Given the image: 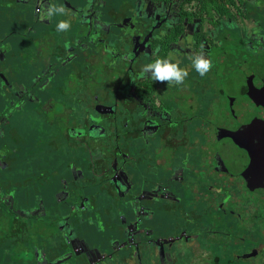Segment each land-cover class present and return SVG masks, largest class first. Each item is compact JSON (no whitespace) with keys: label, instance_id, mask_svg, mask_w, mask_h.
<instances>
[{"label":"flooded vegetation","instance_id":"flooded-vegetation-1","mask_svg":"<svg viewBox=\"0 0 264 264\" xmlns=\"http://www.w3.org/2000/svg\"><path fill=\"white\" fill-rule=\"evenodd\" d=\"M19 1L0 0V63L12 58L18 66L20 46L36 52L39 66H28L39 71L0 68V136H36L57 152L83 154L84 162L68 167L66 187L58 194L52 187L49 198L11 189L2 177L12 172V150L0 140V264H255L259 246L238 251L216 235L241 238L240 207L264 209V0H22L34 24L24 22ZM53 6L65 12L45 15ZM62 20L70 26L59 31ZM5 23L8 33L1 32ZM86 40L96 45L94 55ZM108 51L113 74L103 64L96 80L104 63L98 54ZM201 51L212 61L204 76L193 66ZM169 55L188 72L182 85L142 71ZM19 71L26 84L35 74L38 85H21ZM15 86L19 96L10 93ZM30 102L38 104V127L21 135L14 119ZM231 132L242 134L232 139ZM101 145L107 160L94 193L85 170L102 163L92 154ZM177 210L181 225L170 214ZM253 228L264 234V225ZM246 234L242 239L256 238ZM206 242L221 252L200 246ZM181 249L202 257L181 256Z\"/></svg>","mask_w":264,"mask_h":264},{"label":"rangeland","instance_id":"rangeland-1","mask_svg":"<svg viewBox=\"0 0 264 264\" xmlns=\"http://www.w3.org/2000/svg\"><path fill=\"white\" fill-rule=\"evenodd\" d=\"M19 7L22 8V11L20 13L21 17L23 18L24 22L26 23L27 20L30 21L31 24H34L33 20L30 19V10H31V4H28L27 2H22V0L19 1ZM23 28V27H21ZM85 46L88 50V55H94L95 51H96V45L93 44L92 42H88L87 40L85 41ZM18 48V51L20 52V56L22 57V61H20V68L22 67V65H25L26 68V72H36L39 71L38 67H29L28 65L31 62H38L37 66H39V61H37V57H36V52L35 51H28L25 48H21L20 46H16ZM21 51L25 52L24 55H22ZM49 53L47 52V55ZM98 56H101V58L103 59L104 63H100L97 68L95 69V73L100 71V75H98L96 77V80L99 79L100 76H103L102 71L103 69V64L106 65V70L105 72L107 73L108 76H112L113 74V60L115 59L113 56L110 55L109 51L107 53H105L104 55H102L101 53L98 54ZM218 58H224V56L218 55ZM12 58H9V60L6 61L5 63H0V68L2 69L3 67L8 66L9 64H11L10 66L18 69V66L15 65V61H11ZM47 61L48 59H43L40 62L43 64L47 65ZM11 62V63H10ZM29 67V68H28ZM35 75V74H34ZM33 75V77H34ZM32 77V78H33ZM32 78L29 81V84L24 83L22 80V73H20V71L17 74V77L15 78L17 81L20 82V84L22 85H26V86H30L31 88H34L38 85V81H31ZM108 86V82L105 83L103 85V89L107 88ZM50 88V87H48ZM0 89L3 90V84L0 81ZM10 93H13L17 96H19L20 91L18 90V87H10L9 88ZM38 109V104L37 103H33L30 102L25 110V113H22V115H18L17 118L14 119V125L17 128V132H20L21 135L26 134L28 135L30 132L29 130H33V128H37V121H38V116L35 117V110ZM12 109H10L11 111ZM27 111H29V113L27 114ZM50 120V119H49ZM11 133V131H9ZM191 136H194L195 134H190ZM197 137V142H201V138L199 136ZM14 135L12 134L10 137H6L5 135L0 136V140H2L6 145H9L11 150H12V158L11 160L7 159L6 162L9 165H12V172L9 174L7 173V168L6 169V175L2 177L3 179V183L5 185H7V187L11 188V189H16L17 187H22L23 189L25 188H31V189H36L38 190L40 193L46 194V196L49 198L50 194H52L49 189H51L52 187H54L57 192L55 194H58V192L63 191V188L66 187V181L64 180V177H70V171L68 170V167H70V170L72 168V163L74 162H81L83 161V154L79 155H75L71 152V155L69 153V150H62L61 152H57L55 150L52 149L51 146L48 145V143L46 144H39L40 141L36 139V136H31L28 139H21V140H15L13 141ZM46 142V140H43V142ZM203 141V138H202ZM106 145V144H105ZM113 150L112 153L114 151V147L115 144L113 143ZM102 149V145L96 149V150H92V154L93 156H95V159H93V161L98 162L99 160H101L102 163L97 164L96 167H93V169H88L85 170L87 172V175L89 177L93 178V181L96 182L98 189L96 190H92L94 193H98L99 190H102V186L100 183V179H101V175H102V170H99L98 167H100L102 164H105L106 162V157L105 154L101 153ZM84 151L82 150L81 153H83ZM97 153V156H96ZM86 153L84 154V157L86 159V161H88V157L85 156ZM33 159H31L30 158ZM90 161V160H89ZM84 162V161H83ZM92 162V161H91ZM88 163V162H87ZM91 164L90 162L88 163V165ZM5 166V165H3ZM60 169V171H58ZM97 169V173L91 174L93 173L94 170ZM20 172V174L23 173H27L28 176L30 175V179L27 180L26 179H22L20 177H16V175ZM8 177V178H7ZM18 181V183L15 182ZM53 195V194H52ZM27 196H25L26 198ZM37 192L33 191V193L31 194V199L33 201V203H36V198H37ZM186 209V208H185ZM241 211L238 210V213L241 212L243 215H239V219L241 220V223L244 225H249V226H244L243 230H244V234L241 238H238L237 240H235L234 238L231 239V237H228V234L224 233L223 231L220 232L219 236L216 235V237L222 241L225 240V238H228V244H232L235 243L237 245V249L238 251H243L244 250V245L245 244H249V245H253V248H257L258 246L260 247V252L258 254V256H255L252 259V262L255 264H264V234L263 231H261L260 234L263 235H258L256 236L255 233H257L256 228L252 229V225H264L263 223V219H260L261 216H264V209H258L256 211H254L252 214L247 213L248 212V208L246 207H240ZM187 210H189V215L191 217V219L194 221L195 218H193V211H190V209L188 208ZM157 214L159 216V219H162V216L165 215L164 212H162L161 210H157ZM170 214L175 217L176 219H178L177 224L181 225L182 222V218L183 216V211L182 210H177L176 212H170ZM172 222H174V219L171 220ZM171 221L167 222L166 225H172V223H170ZM227 225V223H226ZM234 225V224H232ZM251 227V230L248 228ZM241 228V227H240ZM83 229V228H82ZM86 230V229H83ZM245 232H247L246 236L250 237H256L254 240L250 241V240H246V239H242L245 235ZM183 230H181L178 234H182ZM254 235V236H252ZM262 238V239H261ZM231 239V240H230ZM152 240H154V238L152 237ZM199 238L195 239V241L198 242L199 244ZM235 240V241H234ZM206 244L208 245V247H205L203 244H201V247L204 248H209L213 253L215 252L216 254L221 252V249L217 246H215L214 242H206ZM263 244V245H262ZM188 245H192V246H196L195 243H190ZM179 255L184 256V255H189L190 258L192 260H198L202 257V255H200L197 251V249H181L178 252ZM116 260H111L109 262V264H115ZM213 260H208L205 264H212ZM221 263L222 264H228V259L227 258H222L221 259ZM243 263V262H242Z\"/></svg>","mask_w":264,"mask_h":264},{"label":"clouds","instance_id":"clouds-1","mask_svg":"<svg viewBox=\"0 0 264 264\" xmlns=\"http://www.w3.org/2000/svg\"><path fill=\"white\" fill-rule=\"evenodd\" d=\"M52 9L64 13L65 9L62 6L49 7V13L45 15L51 16ZM70 24L68 21H60L58 24V30L64 31L69 28ZM193 66L200 76L206 75L212 67L211 59L207 58L201 51L199 55L193 58ZM144 73H150L151 78L159 83L177 84L182 85L188 76L186 69H182L179 66V61L173 62L171 55L165 58H157L154 62L146 65L143 70Z\"/></svg>","mask_w":264,"mask_h":264},{"label":"crops","instance_id":"crops-1","mask_svg":"<svg viewBox=\"0 0 264 264\" xmlns=\"http://www.w3.org/2000/svg\"><path fill=\"white\" fill-rule=\"evenodd\" d=\"M12 29V27L10 25H8L7 23H5L4 25H2L1 27V32H10V30ZM18 62V60H17ZM18 66H20V64L18 63ZM33 72H30V75L32 74Z\"/></svg>","mask_w":264,"mask_h":264},{"label":"water","instance_id":"water-1","mask_svg":"<svg viewBox=\"0 0 264 264\" xmlns=\"http://www.w3.org/2000/svg\"><path fill=\"white\" fill-rule=\"evenodd\" d=\"M94 2H91V4H89V7L93 6ZM231 138L232 139H236L237 137H239L242 133L241 132H231ZM238 157L234 158L233 160H237Z\"/></svg>","mask_w":264,"mask_h":264}]
</instances>
